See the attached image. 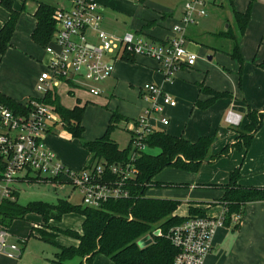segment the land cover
<instances>
[{"label":"rangeland","instance_id":"obj_1","mask_svg":"<svg viewBox=\"0 0 264 264\" xmlns=\"http://www.w3.org/2000/svg\"><path fill=\"white\" fill-rule=\"evenodd\" d=\"M36 1L61 8L69 6L68 0ZM96 1L107 9L106 20L109 23L107 28L113 32L112 34L122 36L128 32L144 31L149 36L160 37L165 36L166 33H171L176 25H180L184 14V5L188 0H146L145 3H141L139 0ZM234 1L238 9L242 8L245 12L249 9L251 10L249 26L244 37L240 39L243 64L233 57L235 43L226 35L230 32V29L234 31L236 29L230 2L229 0H216L215 5L207 6L208 14L206 16L198 17L195 23L186 28V36L193 39V41H190L187 38L188 49L197 55L200 64L191 73L186 72L184 74L187 80L193 81L197 85H203L217 92H229L233 97H235V86L238 90H241L244 82H246L249 93L253 82L256 81L255 79H251L250 74L246 71L248 65L257 60H260L261 65L264 64V0ZM33 2L35 1L13 0V3L16 5L14 8L19 9L18 11H23L18 21V25L20 24L17 36L18 45L13 42L14 47H9L5 55L0 57V93L6 96H8L6 93L16 95L15 100L22 105L26 104L30 98L42 96L37 91V80L34 83L32 75L36 71L41 75L46 70L49 58L45 47H41L40 45L34 47L32 45L33 42L30 35L32 21H30L29 14L33 11ZM159 11L171 12L173 16L168 17L163 22ZM0 12H4L8 17L9 12L1 4ZM148 22H158L159 25L154 29L143 30V27ZM21 45L26 48L33 47L34 53L22 51ZM130 56L134 57L133 55ZM134 58L138 64L140 63L150 68H154L157 64L154 60L146 57L136 56ZM122 61L119 60L116 71L119 68V64L127 63ZM175 75L168 83L172 82L174 84L176 82L177 84V80L184 76L180 77L179 72ZM147 81L141 76L137 77L134 74L127 76L124 74L119 75L116 80L109 78L100 83L98 86L103 90V94L97 98H86L84 94H77L78 96L81 95L83 101L89 99L86 103L87 106L83 118V126L85 127L83 140L90 142L104 136L113 113H119L132 120L144 116L148 106L145 104L146 99H143L144 96L140 95V87L151 83L155 84L154 82L148 83ZM60 91L63 103L67 107L72 106L73 100L65 95L63 88ZM21 95L24 97H21ZM173 97L176 98L180 106L176 111H171V126L168 129L179 125L183 131L182 136L187 140H189L188 135L191 131L195 130L198 133V131L204 130L205 134L198 135L197 140L200 137L213 136L215 139L214 144L217 143L216 149L219 150L213 156H220L227 146L235 144L230 145L229 143L228 145H224V140L229 134L224 133L227 130L220 129V127L227 129L231 127L227 124L223 126L219 123L217 108L209 112L214 106L207 110H202L197 105H193L192 109H188V117L192 116V119H187L183 107L186 106L185 103L188 101H183L182 98H178L176 95ZM208 99L209 97L203 94L197 101L206 102ZM208 113L212 114V119H208ZM231 113L239 115L236 111L231 110L227 113L226 118ZM156 119L158 120V118ZM131 123L132 121H128L126 118L122 119L118 124V128L111 135L112 139L122 149L126 148L130 143L131 133L129 130ZM64 130V127L58 126L56 135L47 137L46 144L69 168L79 171L88 160L89 152L84 148L83 140L69 137ZM220 132L221 134L223 133V140L219 142L218 137ZM243 147L246 150L244 143ZM233 150H237V148L235 147ZM147 151L152 155H158L161 152L159 148L152 147H148ZM212 153L214 152L211 151ZM228 158L229 156L227 155L221 156L213 162H204L198 171L183 170L175 167L165 168L153 179L154 182L164 186L150 188L147 191V196L152 198L162 195L182 196L191 194L192 191H195L196 195L201 196L219 194L223 190L222 185L229 182L230 174L234 170L229 173L228 180H225L223 171H221L224 168L220 169L217 164ZM97 162L99 161L93 162V165ZM16 188H19L20 192L18 203L22 205L31 201L57 203L60 200L68 201L73 205H82L80 193L70 186L57 187L54 183L37 180L20 183ZM223 196L224 193L217 200L220 201ZM166 199L182 202L179 210L180 214H183L182 216L189 215V205L186 199ZM222 207L218 202L216 205H212L208 210V216L214 217L219 215ZM80 217V215L75 213L66 214L56 225L63 231H67L68 229L75 230L74 227H79L81 224ZM7 230L11 236L9 244H17L20 253H16L13 256L0 255V264H53V261L56 260L57 255L61 251L60 247L45 242L39 237L40 235H48L54 232L47 227L42 218L37 214L32 213L24 220L14 221ZM32 232L33 235L31 236ZM73 239L60 234L58 244L65 246V244L72 243ZM81 262L82 259L80 257H75L69 260L68 264H81ZM92 264H112V262L108 257L99 254L94 257Z\"/></svg>","mask_w":264,"mask_h":264},{"label":"built area","instance_id":"obj_2","mask_svg":"<svg viewBox=\"0 0 264 264\" xmlns=\"http://www.w3.org/2000/svg\"><path fill=\"white\" fill-rule=\"evenodd\" d=\"M215 3L216 0H188L180 25L164 42L135 32L122 36L107 32L103 29L105 7L96 0H70L69 7L58 9L53 16L55 34L45 48L47 67L36 82L42 96L30 99L24 104L26 109L17 113L0 103V200L15 201L16 184L35 179L47 180L57 187H72L88 208L98 209L109 200L129 198L127 184L138 173L134 161L146 151L143 140L156 131L152 118L159 115L161 123L168 126L164 111L177 107L176 99L156 85H145L142 93L150 105L144 116L131 123L133 151L129 160L114 165L106 161L87 163L74 171L59 161L45 143L52 127H64L56 107L45 101L46 95L58 96L65 86L73 92L99 96L102 90L98 85L113 76L116 62L127 53L154 60L167 79L184 68L195 67L199 58L188 49L186 28L198 17L206 16L207 6ZM227 122L240 126L241 117L231 113ZM60 175L67 180H59ZM242 221L243 213L230 214L228 206L223 205L215 217H191L171 229L168 238L178 250L173 264H207L217 232L238 227ZM10 238L7 228L0 226V255L20 253L17 244H9Z\"/></svg>","mask_w":264,"mask_h":264},{"label":"trees","instance_id":"obj_3","mask_svg":"<svg viewBox=\"0 0 264 264\" xmlns=\"http://www.w3.org/2000/svg\"><path fill=\"white\" fill-rule=\"evenodd\" d=\"M145 1L139 0L141 3H145ZM229 2L236 29L235 31L230 29L226 35L235 43L233 57L243 64L240 39L249 26L251 10L239 12L233 6V0H229ZM0 4L10 14L9 20L0 30V56H4L12 45L11 41L23 11L14 8L13 0H0ZM57 10L50 4L38 3L34 13L37 24L32 34L35 44L46 48L53 40L56 29L53 16ZM155 24L156 22H148L143 30L151 29ZM137 33L145 35L144 31ZM123 61L131 64L136 62L135 58L128 53L123 57ZM199 87L201 92L209 97L206 102H196L195 105L202 110L209 109L220 99L233 98L229 92H217L203 85H199ZM45 101L56 107L64 129L73 138L83 140L85 132L83 118L86 106L81 107V102L78 101V105L74 109L65 108L61 105L56 93H48ZM0 103L16 113L26 109L21 103L1 93ZM263 116L264 113L248 108L247 117L250 124L240 132L239 136L246 149L250 148L254 135L260 130ZM125 118L119 113H113L104 136L95 141H82L84 148L90 154L89 164L95 161H106L109 165H114L129 160L133 151L132 138L129 145L121 149L111 137L118 128L119 122ZM126 119L133 121L129 118ZM214 142L213 136L201 137L196 142H191L183 136H173L156 130L148 135L143 143L149 148H159L161 152L158 155L143 152L134 161L138 173L127 184L126 188L130 192L129 198L109 200L100 208L94 209L83 205H73L65 200H60L57 203L31 201L22 205L18 203L19 193L15 192V201L0 200V226L8 229L14 221L24 220L32 213L41 216L43 222L54 233L39 237L61 249L53 264H68V261L75 257L82 259L81 264H92L94 257L99 254L108 257L113 264H173L178 250L168 238L171 229L183 224L191 217H206V210L191 204L189 215L181 217L177 214L181 205L180 201L148 197L147 191L152 187L164 186L154 182L153 179L165 168L175 167L198 171L204 162H213L221 156H227L235 147H238V143H235L233 146H227L220 156H213L211 148ZM58 179L67 180L63 175H60ZM58 179H53V181ZM241 179L240 169H236L231 173L229 182L222 186L225 194L220 202L222 205L228 206L230 214L242 213V209L248 203L264 201V187L242 186L240 185ZM37 180L39 179L32 181ZM71 213L79 214L84 218L81 233L73 230L63 231L51 225L52 221L60 222L64 215ZM59 234L72 237L78 240L79 244L77 246H61L57 242ZM147 237H150L151 241L143 247L140 242Z\"/></svg>","mask_w":264,"mask_h":264},{"label":"crops","instance_id":"obj_4","mask_svg":"<svg viewBox=\"0 0 264 264\" xmlns=\"http://www.w3.org/2000/svg\"><path fill=\"white\" fill-rule=\"evenodd\" d=\"M34 1L35 2L32 3L33 11L29 14L30 18H31V19L30 18L29 19H30V21H32L31 27H30L31 40H32V34H33V32L36 28V24H37V21L34 17V13L37 10L38 3L41 2V1H36V0H34ZM68 3L70 6V0H68ZM212 5H215V4H212ZM69 6H67V7H69ZM233 6L239 12H245L244 9H242V8L238 9L236 7L234 0H233ZM14 7H16L15 3H14ZM56 8L62 9L61 7H56ZM17 10H19V9H17ZM159 13H160V16L162 18L161 20L163 22L165 21V19L168 18V16L169 17L173 16V14L171 12L159 11ZM24 15H23V17H24ZM106 15H107V9L105 7V17H104V21H103V29L109 33H113L107 28V25L109 23H108V20H106ZM21 16H22V14H21ZM9 17H10L9 13H8V17H7V15H5L4 12H0V30L4 26V24L9 20ZM158 22H156L155 26L152 27L151 29L158 27V25H159ZM17 25H18V23H17ZM19 30H20V24L15 29V33H14L13 38H12V45H11L12 48L14 47L13 42L18 45L17 36L19 34ZM133 32L137 33L140 31H133ZM144 34L149 36L145 32H144ZM172 35H173L172 32L171 33L169 32V33H166L165 36H160V37L150 36V37H152L156 40H159V41H166ZM188 39L190 41H193V39H190V38H188ZM32 42H33V40H32ZM32 45L34 47H36L37 44H35L33 42ZM21 49H22V51H24L26 53H32V54L34 53L33 47H27L26 48V47H23L21 45ZM118 62L119 61H117L115 64L114 74L112 77H110L111 79L116 80L119 75L125 74L128 76L129 74L130 75L134 74L137 77L141 76V77L145 78L146 80H148L147 81L148 83L154 82L155 84L158 85L159 88H161V90L164 93H167L172 97L174 95H176L178 98H182L183 101H188L187 103H185L186 106L183 107V111L185 112L187 119H192L191 118L192 116L188 117V114H189L188 109L191 108L193 105L195 106L196 101L203 95V93L201 92V88L199 87V85L195 84V82H193V81L187 80L185 78L186 76L184 74H186V72L191 73L192 70L199 67V64H200L199 61H197L196 66L193 68H184V69L180 70L181 72L178 71L180 74V77L183 75L184 76L181 79L177 80V84H176V82L174 84L172 82L168 83V81H170L172 78H174L176 76L175 74L177 72L173 75V77L171 79H167L163 75L159 65H157V64H156V66H154V68H150L149 66L147 67V66L142 65L140 63L138 64V62L136 60V62L134 64H131V63L119 64V68L116 71V66H117ZM122 62H124V61H122ZM262 65H261L260 60H257L256 62L254 61L253 63L249 64L247 67L246 71H248V73L250 74L251 79L256 80L255 82H253V85L251 86L249 93L247 91L246 82H244L241 90H238L235 86V88H234L235 97L220 99L219 101H217L213 105L214 106L213 108L211 107L212 108L211 111H209V112H212L214 109L217 108L216 110H218L219 123L222 124L223 126H224V124H227L228 126L231 127V128H229L227 125H226V127H228V129L225 127H220V129L222 128L224 130H227L224 133L229 134L226 137V139L224 140V145L225 144L228 145L229 143H230V145H232L234 143H238L237 150H232L230 152V154L228 155L229 158L220 161L217 165L219 166L220 169L224 168L221 171H223L225 180H228L229 173L231 171L239 168L241 175H242V179L240 180V185L247 186V187H264V116L262 119V126H261L260 130L254 135L252 144H251L249 149L245 150L243 147V143H244L243 140L239 139L240 132H242L244 130V128L250 124V121L247 117L248 108L250 107L251 109L256 110L260 113H264V64H262ZM123 72H125V73L123 74ZM39 76L40 75H39L38 71L33 73L32 80H34V83L38 79ZM131 81H133V80H131ZM173 86H175V87H173ZM143 87L144 86L140 87V95L142 97H143V93H142ZM61 88L64 89L65 95L73 100V105L70 107H67L63 103L62 93L59 90L58 97L60 99L61 105H63L65 108H68V109H74V107L78 105V100L81 102V104H80L81 107L87 106L86 103L88 102L89 99L83 101L81 99V95L78 96L77 94H84V95H86V98H88V97L97 98L103 94L102 89H101L102 92L99 96H94V95H91L89 92H86V91L73 92L72 90H70L69 87L62 86ZM223 89H228V88H223ZM69 91H71V92H69ZM6 94L8 95L7 97L10 96V98L12 97L13 100H15L16 99L15 97H17L14 94H10V93H6ZM21 97H24V96L21 95ZM242 97H244V99H242ZM173 98L176 99L175 97H173ZM30 99H33V98H30ZM143 99H144V97H143ZM177 103H178V101H177ZM145 104L148 107L150 105V103L148 101L147 102L145 101ZM179 106L180 105L178 103L177 107H175V108H166L165 109L164 115L166 117H168V119H169V125L168 126H164L161 123V121H160L161 117L160 116H158V115L154 116L152 118V123H153V126L155 127V129L159 130V131H164V132H166L170 135H173V136H182L183 131L179 125H175V126H173L172 129H170V128L168 129V127L171 126V111L172 112L176 111ZM231 110H234L237 113H239V116L241 117V125L240 126H233L227 122L226 115ZM190 114H191V112H190ZM208 114H209L208 119L209 118L212 119V117H211L212 114H210V113H208ZM156 118H158V120ZM225 118H226V120H225ZM58 126H60V125H56V126L52 127L51 131L45 137V143H46L47 137L56 135ZM233 128H235V129H233ZM237 128H240V129H237ZM64 132L67 133L69 135V137H72L67 131L64 130ZM204 132H205L204 130L198 131V133H196L195 130L191 131L188 135L189 141H191V142L195 141L196 142L198 135L199 136L203 135V134H205ZM218 139H219V142L221 140H223V133L221 134V132H220ZM216 145H217V143L212 145L211 151L214 152V153H212V155H216L219 151L216 149ZM147 150H148V147L146 148L145 152L149 153ZM56 157L59 161H61L57 155H56ZM89 160H90V154H89L88 160L83 165V167H85V165H87ZM61 162L63 164H65L63 161H61ZM222 164H223V166H221ZM20 183H23V182H18L16 184V186ZM222 186H224V185H222ZM16 189H17V192L20 194L19 188H16ZM222 189L223 190L220 191L219 194H215V195L201 196V195H196L195 191H192L191 194H186V195H182V196L162 195V196H157V198H159V199H166V198H183V199H186L187 204L189 205V208H190L191 204L198 205V207L200 209L206 210V216H208V210L211 208L212 205H214V204L216 205L217 202L221 204V202L218 201L217 199L222 197L223 193L225 194L224 188H222ZM172 200H174V199H172ZM179 210H180V207L177 211V214L181 217H186V216H182L183 214H180ZM221 211H220V213H221ZM242 213H243V221H242L241 225H239L238 227H235V228H233V227L221 228L217 232V234L215 235V238H214L212 252L207 257V264H264V201L248 203L242 209ZM80 218H81L80 226L74 227L75 230H73V231H78L81 233L84 218L82 216ZM79 222H80V220H79ZM57 223L58 222L52 221L51 225L53 227L59 228V226L56 225ZM68 230H72V229H68ZM59 236H60V234L57 236V242H59ZM67 237H69V236H67ZM69 238H72V237H69ZM78 244H79V241L76 239H73L72 243L65 244V246H77Z\"/></svg>","mask_w":264,"mask_h":264},{"label":"water","instance_id":"obj_5","mask_svg":"<svg viewBox=\"0 0 264 264\" xmlns=\"http://www.w3.org/2000/svg\"><path fill=\"white\" fill-rule=\"evenodd\" d=\"M150 241H151V239H150L149 237H147V238L143 239L140 243H141V245L144 247V246H146L147 244H149Z\"/></svg>","mask_w":264,"mask_h":264}]
</instances>
